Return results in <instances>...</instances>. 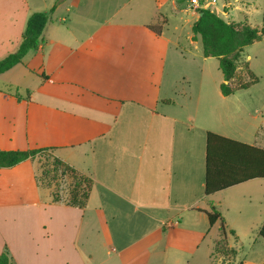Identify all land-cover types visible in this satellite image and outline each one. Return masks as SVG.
<instances>
[{"label":"crops","instance_id":"0c3cea01","mask_svg":"<svg viewBox=\"0 0 264 264\" xmlns=\"http://www.w3.org/2000/svg\"><path fill=\"white\" fill-rule=\"evenodd\" d=\"M56 2L0 0V60L16 51L32 14L50 13L39 49L0 75V150H48L94 184L86 207L79 209L53 203L50 191L37 184L35 160L0 168V237L7 241L11 232L18 233L17 239H8L15 240L9 249L14 264H99V247L114 242L111 218L152 211L159 216L153 223H160L119 251L122 264H137L169 226L164 218L180 210L177 197L193 195L184 210L207 219L212 207L219 211L210 200L215 194L206 197L204 192L202 199L193 194L202 173L205 183V170L194 155H183L184 144L196 149L185 124L204 133L205 154L207 132L261 146L225 135L223 120L218 126L207 121L206 127L198 119L200 112L209 113L206 120L213 117L219 109L216 102L223 112L228 110L225 99L232 95L220 93L215 103L204 97L203 106L188 97L197 107L181 113L176 93L165 89L169 64H180L186 56L197 61L199 56L204 66L209 59L185 51L179 40L166 34L170 17L183 11L196 17L189 22L192 29L200 15L190 3L182 8L179 0ZM166 6L172 15L165 13ZM223 15L234 19L230 13ZM161 22L157 34L150 26ZM198 37L193 31L188 35L194 49ZM257 180L264 181L234 187ZM205 200L208 206L202 208ZM71 215L76 221L70 230L63 216ZM257 237L264 249L259 242L264 239Z\"/></svg>","mask_w":264,"mask_h":264},{"label":"rangeland","instance_id":"374dc122","mask_svg":"<svg viewBox=\"0 0 264 264\" xmlns=\"http://www.w3.org/2000/svg\"><path fill=\"white\" fill-rule=\"evenodd\" d=\"M61 0H57L56 4ZM225 19L230 16L223 13H230L234 19L231 23H246L251 27L264 26V0H199ZM182 8L190 3V0H179ZM194 8V7H193ZM219 8V9H218ZM198 10V8H194ZM223 10V11H222ZM165 13L172 15L170 7H165ZM230 17V18H229ZM196 17L188 15L184 11L177 16H171V24L166 28L167 36H171L176 41H180L185 51H194V54L203 53L201 38L198 37L196 44L190 45L188 35L192 34L189 22L194 21ZM160 24H163L161 22ZM175 26L178 28L175 29ZM163 27V26H162ZM188 53V52H187ZM199 57V56H198ZM192 59L190 56L182 58L180 64H169L167 66V76L164 81L165 89L173 91L178 101L177 108L181 113L184 111H193L197 107L196 103L188 100L192 97L193 101L199 99L198 105H202L204 97L212 98L211 101H219L220 85L224 82L223 74L220 69L219 60L209 58L202 66V57ZM249 66L251 72L258 78V82L248 89L239 90L234 95L227 97L228 110L223 112L219 102L214 105L219 107L213 117L205 119L209 113L198 114L201 118L202 126L219 125L223 120L225 135L238 137L264 147V40L255 43L245 49L241 55L239 69L236 72L234 83H240L248 80L246 66ZM174 79V80H173ZM211 105V102L209 101ZM203 106V105H202ZM226 107V106H225ZM205 116V117H204ZM256 118H253V117ZM208 121V122H207ZM185 130L189 138L195 144L196 149L184 144L182 151L184 156L194 155L195 163L200 170H205V138L204 133L191 124H185ZM216 129V128H214ZM244 133L241 135V133ZM52 153L48 150L37 154L35 161L38 166V175L51 170ZM196 192L194 195L198 198H204V178L203 173L196 178ZM57 186L54 189L60 191L64 197H68L72 188L73 181L69 177H59ZM46 192V191H45ZM185 196L176 198L179 211L173 212L169 220L179 221L180 225L173 226L169 224L168 219L164 222L165 231L158 234L157 241L147 247V254L137 264H257L264 261V249L257 245V231L264 223V181L257 180L238 187H232L225 191L215 194L210 200L217 203L219 212L224 214V222L227 230V242L232 248L238 251V256L228 257L225 252L216 250V242L221 237L220 223L211 228L208 219L195 211L184 210L186 201H191ZM202 208L208 206V201L200 203ZM211 212V211H209ZM159 218L152 211L143 210L141 212H129V214L118 216V219L111 218L109 226L113 234V243L108 247H99L95 257L99 264H122L119 251L123 245L132 243L135 239L141 237L147 227L156 226L153 218ZM74 216H63V224L71 226L75 223ZM7 225V224H6ZM159 228V226H157ZM233 231L235 235L230 232ZM149 232V231H148ZM22 235V234H21ZM10 237L17 239L18 233L13 231ZM4 241L0 237V254L7 253L12 257L10 245L15 240ZM23 237V236H22ZM25 238V237H23ZM18 241V240H17ZM264 244L263 240H260ZM24 247V245H22ZM81 249V248H80ZM112 251L108 254V251ZM221 250V249H220ZM3 251V252H2ZM15 261V260H14ZM32 264V263H31Z\"/></svg>","mask_w":264,"mask_h":264},{"label":"trees","instance_id":"16d2710c","mask_svg":"<svg viewBox=\"0 0 264 264\" xmlns=\"http://www.w3.org/2000/svg\"><path fill=\"white\" fill-rule=\"evenodd\" d=\"M198 12L202 16L193 24L192 31L195 39L197 36L201 38L204 56L219 60L224 76V82L220 86L221 93L230 96L256 84L259 80L248 65L246 66L248 80L234 83V79L245 48L264 40V26L251 27L246 23H229L210 9H199ZM49 17L50 13L41 12L29 17L16 51L0 60V75L21 64L27 53L39 49ZM163 24L150 28L160 34ZM42 151L45 149L0 150V168L14 167L29 159L35 160L37 154ZM51 159L52 169L43 173V176L37 175L38 186L50 191L53 203H64L70 207L84 209L94 184L93 179L55 156ZM59 177H69L73 181V188L68 197H64L60 191L54 189L58 187ZM255 179H264V148L214 132L206 133L204 183L206 197ZM207 216L211 228L218 221L221 222V237L216 242V250H223L228 257H237L238 251L228 245V233L221 212L212 207L211 212H207ZM230 233L235 235L233 231ZM258 236L264 239V223L258 231ZM0 264L14 263L7 253H2Z\"/></svg>","mask_w":264,"mask_h":264},{"label":"built area","instance_id":"2783aa9c","mask_svg":"<svg viewBox=\"0 0 264 264\" xmlns=\"http://www.w3.org/2000/svg\"><path fill=\"white\" fill-rule=\"evenodd\" d=\"M191 7L198 8L199 9H206L208 6L204 3H201L199 0H190ZM197 10V12H198Z\"/></svg>","mask_w":264,"mask_h":264},{"label":"water","instance_id":"95a60500","mask_svg":"<svg viewBox=\"0 0 264 264\" xmlns=\"http://www.w3.org/2000/svg\"><path fill=\"white\" fill-rule=\"evenodd\" d=\"M200 16H202V14H199Z\"/></svg>","mask_w":264,"mask_h":264}]
</instances>
